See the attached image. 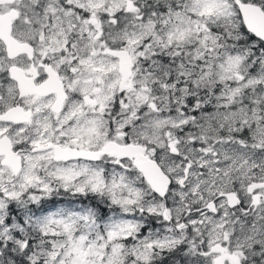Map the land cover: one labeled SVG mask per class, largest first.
Segmentation results:
<instances>
[{
  "label": "snow or ice",
  "instance_id": "obj_1",
  "mask_svg": "<svg viewBox=\"0 0 264 264\" xmlns=\"http://www.w3.org/2000/svg\"><path fill=\"white\" fill-rule=\"evenodd\" d=\"M0 264H264V0H0Z\"/></svg>",
  "mask_w": 264,
  "mask_h": 264
}]
</instances>
